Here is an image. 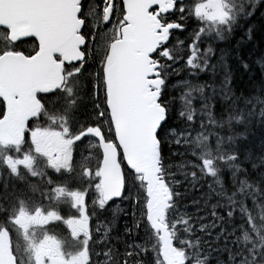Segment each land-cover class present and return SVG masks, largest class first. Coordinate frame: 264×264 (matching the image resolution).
<instances>
[{
  "label": "snow or ice",
  "instance_id": "1",
  "mask_svg": "<svg viewBox=\"0 0 264 264\" xmlns=\"http://www.w3.org/2000/svg\"><path fill=\"white\" fill-rule=\"evenodd\" d=\"M262 7L0 0V264H264V139L259 154L249 145L264 81L237 95L213 47L238 30L251 40ZM218 68L219 89L199 82ZM206 177L219 191L209 184L190 213L181 188ZM121 220L123 250L110 239Z\"/></svg>",
  "mask_w": 264,
  "mask_h": 264
},
{
  "label": "trees",
  "instance_id": "2",
  "mask_svg": "<svg viewBox=\"0 0 264 264\" xmlns=\"http://www.w3.org/2000/svg\"><path fill=\"white\" fill-rule=\"evenodd\" d=\"M249 26L253 27L251 40L245 37L241 42V38L244 37V32L238 30L227 41H216L213 43V47L216 49V59L218 60L221 52H223L227 64L233 71V83L231 87L236 91L237 95L243 93L247 97L257 95L260 84L264 81V67L258 62L261 60V57H264V7L260 8L255 15L249 19ZM238 42H240L239 45ZM238 55L243 56L244 62L249 65L250 70L246 71L240 66L237 59ZM223 75V70L218 68L215 78L207 74H201V80L199 82L203 83L207 81L209 84L215 83V86L219 89L223 82ZM185 90L186 89H177L174 95L179 96L181 91ZM208 91L209 89H206V92ZM177 107H180L179 101ZM238 130L243 131V128H239ZM262 139H264V128H261L260 118L257 115L253 120V127L249 138V145L257 154H259ZM207 179L204 181L205 193L208 191L209 184L219 191L218 186L214 184L213 180L211 183L208 182ZM225 179L227 180V177ZM203 195L204 194H201L200 198ZM215 202V198L210 200V203Z\"/></svg>",
  "mask_w": 264,
  "mask_h": 264
},
{
  "label": "flooded vegetation",
  "instance_id": "3",
  "mask_svg": "<svg viewBox=\"0 0 264 264\" xmlns=\"http://www.w3.org/2000/svg\"><path fill=\"white\" fill-rule=\"evenodd\" d=\"M43 122V121H41ZM94 142V141H93ZM84 148L88 149L89 151L91 150V144L86 143L84 146ZM89 206L91 207V203H89ZM61 213V215H64L65 217L69 214V207L67 204H62L60 206V208L58 209ZM100 215V220H99V225L101 226V232L104 231L103 225H105L107 223V221L111 220V213H99ZM123 223L124 221H118L117 224L115 225V228L113 230V232L110 234V239H112V241L114 243H116L117 240V230H119L120 234L122 235L123 232ZM94 227L96 226L95 224L93 225ZM56 233L59 234L61 237H66L67 236V231L64 225H59L56 229ZM117 247H120L121 250H123L122 245H120L119 243H116ZM99 250V249H97ZM101 262H103L104 257L101 256L100 257Z\"/></svg>",
  "mask_w": 264,
  "mask_h": 264
},
{
  "label": "rangeland",
  "instance_id": "4",
  "mask_svg": "<svg viewBox=\"0 0 264 264\" xmlns=\"http://www.w3.org/2000/svg\"><path fill=\"white\" fill-rule=\"evenodd\" d=\"M174 163H180V162H175V161H174ZM185 194H186V193H185ZM185 194H184V195H185ZM185 197H186V195H185ZM199 197H200V195H198L197 199H198ZM204 209H205V207H204ZM201 210H202V209H201Z\"/></svg>",
  "mask_w": 264,
  "mask_h": 264
}]
</instances>
